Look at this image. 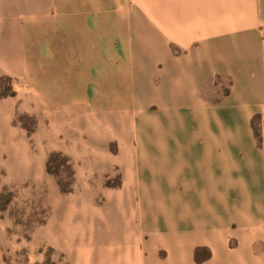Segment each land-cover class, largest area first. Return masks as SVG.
Instances as JSON below:
<instances>
[{
  "label": "rangeland",
  "instance_id": "rangeland-1",
  "mask_svg": "<svg viewBox=\"0 0 264 264\" xmlns=\"http://www.w3.org/2000/svg\"><path fill=\"white\" fill-rule=\"evenodd\" d=\"M6 2L11 9L16 8L14 4H21L22 9L33 12V18L7 14L0 17V264H82L76 254L81 236L76 226L84 225L88 219L93 221L92 235L85 237V242L90 249V264H96L98 252L126 248V221L141 233L147 230L152 219L156 220L158 228V219L163 217L161 201L172 214H175L178 197L198 203L193 194L174 192L173 188L165 190L160 175L164 154L161 138L169 158L181 152L191 163L196 155L203 153L202 144L191 142L196 124L192 102L186 97L180 103L181 123L176 120L178 116L174 111L169 118L156 101L148 102L143 110L156 121L158 134L150 125H144L140 117L143 112L128 105L132 104L131 97L135 105L151 97V84L158 90L163 86L161 51L164 50L160 47L141 49L134 43L136 33L126 32L123 23L112 33L96 32L95 36L94 31L81 32L79 29L95 28L85 23L83 12L89 7V0ZM148 2L120 0L119 9L142 14L147 5L153 7V2ZM56 9L63 14L56 16ZM214 9L219 11L216 3ZM150 14L158 24L157 12L152 10ZM31 19L46 30L36 32ZM126 19L121 17L120 21ZM65 20L71 21V25ZM150 28L152 34H157V27L150 24ZM33 36H37L34 40L36 61L26 54L27 49L33 48ZM94 37L96 43L89 42ZM111 38H115L114 44L119 38L132 40V47L120 49V54L108 49L101 55L100 50L95 49L97 42ZM50 39L59 48L68 45L82 54L87 50L89 65L96 62L106 67V75L103 73L106 80L113 77L117 65L127 63L126 58H130V67L143 68L137 77L133 72L127 76V86L122 83L113 91H106L107 84L114 83L103 80L102 92L96 90L102 93L103 105L110 101L120 105L127 102V106L119 108L123 113L114 112L116 108L95 110L96 96L89 89L86 94L81 93L83 82L76 73L71 78L74 96L58 79L62 72L38 70L44 63L48 66L50 61L43 55ZM172 51L179 55L188 50L174 48ZM106 53L114 57L109 60L111 63L107 62ZM80 66L88 84L94 85L99 77L92 72L94 65L92 70L84 62L77 69ZM52 67L60 69L59 61ZM170 70L177 73L174 67ZM229 84L226 80L221 88L227 91ZM168 103L176 105L173 100ZM263 124L260 116L254 117L256 140L262 145ZM141 152L145 155L141 156ZM129 167L134 183L126 194L123 188ZM121 196L123 201L117 206V198ZM100 215L103 218H98ZM189 223V220L184 221L179 229L190 230ZM71 228L77 240L68 249L66 238L61 235Z\"/></svg>",
  "mask_w": 264,
  "mask_h": 264
},
{
  "label": "crops",
  "instance_id": "crops-1",
  "mask_svg": "<svg viewBox=\"0 0 264 264\" xmlns=\"http://www.w3.org/2000/svg\"><path fill=\"white\" fill-rule=\"evenodd\" d=\"M6 1L0 0V17L7 14L33 18L31 10L22 9L19 3L11 9ZM89 1V7L83 12L85 23L87 27L95 28L79 30L94 31L96 36V32H116L123 23L126 32L136 33L134 43L141 49L162 48L163 86L158 90L151 84V97L143 98L138 105L133 97L132 104L103 101V105L102 93L96 91L102 92L103 80L114 83L107 84L108 89L104 87L106 91H113L122 83L127 86V76L133 72L137 77L143 68L130 67V58H126L127 63L117 65L113 77L106 80L103 77L106 67L98 66L96 62L89 65L87 50L82 54L68 45L59 48L51 39L43 54L50 60L48 66L42 61L38 70L54 74L62 72L58 79L74 96L71 78L76 73L83 82L81 93L86 94L89 89L96 96L95 110L116 108L114 112L123 113L122 107L134 106L143 112L140 117L144 125H150L157 134L156 121L144 112V106L156 101L169 118L174 111L178 116L176 120L181 123L179 106L187 97L192 102L196 122L191 142L202 144L203 151L191 163L181 152L169 158L161 138L164 154L160 175L165 190L173 188L174 192L193 194L198 203L178 197L175 214H172L161 201L159 207L163 217L158 219V228L156 220L152 219L147 230L141 233L126 221V248L98 252L96 264H264V145L257 142L253 125L255 116H260L264 122V0H149L153 7L147 5L142 14L120 10V0ZM215 3L219 11H215ZM150 10L157 12L158 24ZM55 14L60 16L63 12L56 9ZM121 17L127 19L120 21ZM30 22L36 32L46 30L33 19ZM150 24L157 27V34L151 33ZM35 39L37 36H33V48L27 49L26 54L36 61ZM95 39L91 38L89 42L96 43ZM114 39L97 42L95 49L104 55L108 49L120 54V49L132 47V40L119 38L114 44ZM174 48L188 51L176 55L172 51ZM108 54L105 58L111 63L109 60L114 57ZM57 61L60 69L52 67ZM81 62L91 70L94 65L92 72L101 80L96 77L98 81L94 85L88 84L83 68L77 69ZM171 67L177 70L176 74L172 73ZM120 74L122 78L117 77ZM226 80L230 84L224 91L221 86ZM168 100H173L176 105H171ZM262 131L264 133V124ZM144 155L145 152H141V156ZM130 167L123 188H126V194L134 183ZM122 201L123 196L117 198V206ZM188 220L190 230H180V225ZM92 222L88 219L84 225L76 226L81 231L76 254L82 264L91 262L85 237L91 238ZM62 234L70 249L77 240L75 231L71 228Z\"/></svg>",
  "mask_w": 264,
  "mask_h": 264
}]
</instances>
